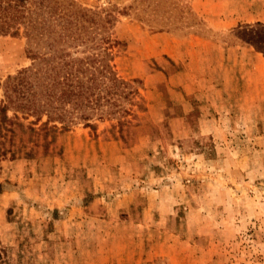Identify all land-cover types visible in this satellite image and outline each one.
<instances>
[{
    "label": "rangeland",
    "instance_id": "374dc122",
    "mask_svg": "<svg viewBox=\"0 0 264 264\" xmlns=\"http://www.w3.org/2000/svg\"><path fill=\"white\" fill-rule=\"evenodd\" d=\"M75 1L115 16L128 114L0 155V264H264V53L239 32L264 0ZM25 47L0 37V81Z\"/></svg>",
    "mask_w": 264,
    "mask_h": 264
},
{
    "label": "trees",
    "instance_id": "16d2710c",
    "mask_svg": "<svg viewBox=\"0 0 264 264\" xmlns=\"http://www.w3.org/2000/svg\"><path fill=\"white\" fill-rule=\"evenodd\" d=\"M114 20L111 12L75 0H0V37L24 36L31 60L0 81V155L25 147L23 135L34 145L42 136L47 147L45 137L73 123L93 127L91 119L128 114L120 104L128 82L113 61L120 44L111 33ZM239 32L264 53V23Z\"/></svg>",
    "mask_w": 264,
    "mask_h": 264
}]
</instances>
